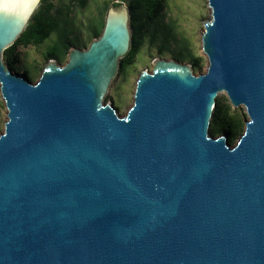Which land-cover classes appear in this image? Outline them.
Segmentation results:
<instances>
[{
  "label": "water",
  "instance_id": "water-1",
  "mask_svg": "<svg viewBox=\"0 0 264 264\" xmlns=\"http://www.w3.org/2000/svg\"><path fill=\"white\" fill-rule=\"evenodd\" d=\"M41 1L0 0V264H264V0H208L207 72L156 60L123 117L128 6L33 83L4 53ZM221 94L248 116L235 146L210 131Z\"/></svg>",
  "mask_w": 264,
  "mask_h": 264
},
{
  "label": "trees",
  "instance_id": "trees-1",
  "mask_svg": "<svg viewBox=\"0 0 264 264\" xmlns=\"http://www.w3.org/2000/svg\"><path fill=\"white\" fill-rule=\"evenodd\" d=\"M91 2L92 0H42L26 30L16 43L5 51L6 64L16 71L19 48L40 47L53 37H55V42L48 51L49 59L58 63L64 62L68 59L72 48L82 45L75 30V17L85 12ZM122 2L112 5L118 6L126 2L130 10L132 46L130 52L121 60V73L126 74L128 69L134 65L148 38L152 45L159 46L160 54H163L170 49L168 44L171 42L173 31L167 23V13H165L168 7L167 0H122ZM112 5L106 3L99 13V18L90 21L88 34L93 40L102 34L108 9ZM186 52L178 51L174 59L182 62L188 58L194 69L200 68L202 59L195 57L191 51ZM210 131L215 137L228 136L229 143L233 145L243 135L245 125L242 119L232 111L230 105L218 97Z\"/></svg>",
  "mask_w": 264,
  "mask_h": 264
},
{
  "label": "rangeland",
  "instance_id": "rangeland-1",
  "mask_svg": "<svg viewBox=\"0 0 264 264\" xmlns=\"http://www.w3.org/2000/svg\"><path fill=\"white\" fill-rule=\"evenodd\" d=\"M106 3L110 5L114 3H123L122 0H92L89 8L85 12L79 13L75 17V30L80 37L82 45L78 48L87 49L92 43L93 38L88 34V25L90 21L99 18V13L104 9ZM127 6V3L124 2ZM167 23L173 31L170 48L167 52L160 54L159 46L152 45L148 38L142 47L140 54L137 56L135 63L131 66L126 74H122L121 70L118 77L113 82L106 102H111L117 109L121 117L125 116L129 108L134 103V94L137 81L144 70L152 71L153 62L158 59L172 60L178 51H191L195 57L201 58V67L194 69L196 75L205 74L208 70V58L202 49V34L205 32L204 23L212 19V11L209 7L208 0H167ZM55 42V37L48 40L40 47L19 48V61L16 66V72L26 76L33 83H37L41 77L43 69L52 61L49 59L48 51L50 46ZM68 59L59 63L64 66ZM184 64H190L187 58L182 61ZM192 66V65H191ZM193 67V66H192ZM29 76H28V75ZM224 102L228 103L232 111L242 119L245 125L248 119L244 107L233 108L227 95L219 96ZM0 134L4 131V124L7 121V109L4 100L0 94ZM239 138L232 146H235Z\"/></svg>",
  "mask_w": 264,
  "mask_h": 264
}]
</instances>
